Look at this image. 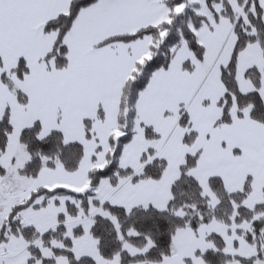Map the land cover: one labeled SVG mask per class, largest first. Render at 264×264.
I'll return each mask as SVG.
<instances>
[{
    "label": "snow or ice",
    "instance_id": "obj_1",
    "mask_svg": "<svg viewBox=\"0 0 264 264\" xmlns=\"http://www.w3.org/2000/svg\"><path fill=\"white\" fill-rule=\"evenodd\" d=\"M0 264H264V0H0Z\"/></svg>",
    "mask_w": 264,
    "mask_h": 264
}]
</instances>
